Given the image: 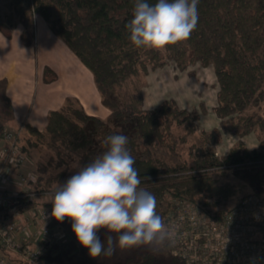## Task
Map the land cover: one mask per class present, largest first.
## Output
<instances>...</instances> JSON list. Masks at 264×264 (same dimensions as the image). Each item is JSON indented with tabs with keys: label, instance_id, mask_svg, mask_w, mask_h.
I'll return each instance as SVG.
<instances>
[{
	"label": "trees",
	"instance_id": "obj_1",
	"mask_svg": "<svg viewBox=\"0 0 264 264\" xmlns=\"http://www.w3.org/2000/svg\"><path fill=\"white\" fill-rule=\"evenodd\" d=\"M7 1L11 10L0 17V31L10 36L11 27L19 22L24 27L22 42L30 45L31 16L41 15L50 30L90 69L101 101L110 109L108 118L102 120L85 113L78 100L69 97L60 109L48 112L43 131L26 125L29 134L35 135L38 144L53 150L57 160L54 162L51 156L45 164L35 166L37 179L32 191L42 196L53 191L52 183L70 169L65 151L84 165L102 151L100 141L106 136L123 134L136 161L140 186L154 194L157 212L164 221L180 200L210 217L225 213L228 209L220 206L232 196L234 188L219 183L215 173L229 166L248 167L247 176L258 187V196L264 198V140L252 149L239 142L222 158L206 157L198 150L193 165H171L156 157L150 147L158 144L175 153L173 126L183 125L186 134L195 132L200 113L205 111L204 103L188 109L174 100H164L144 108L140 93H132L124 102L117 93L128 78L168 63L180 71L195 64L210 66L217 82L213 112L219 127L202 133L216 142L222 132L244 137L256 129L264 131V0H199V20L190 39L163 51L138 49L129 41L125 25L133 18L135 0ZM44 71L48 74L49 70ZM44 79H54V75ZM4 103L9 112V100L4 98ZM27 144L35 146L31 141ZM21 151L28 154L27 145H22ZM62 164L66 165L64 170L45 175L48 167ZM128 263L129 258L119 262ZM141 264H184V260L174 254L165 259L148 254Z\"/></svg>",
	"mask_w": 264,
	"mask_h": 264
},
{
	"label": "clouds",
	"instance_id": "obj_2",
	"mask_svg": "<svg viewBox=\"0 0 264 264\" xmlns=\"http://www.w3.org/2000/svg\"><path fill=\"white\" fill-rule=\"evenodd\" d=\"M199 0H135L133 18L125 25L131 44L140 49L166 50L190 39L196 29ZM128 137L112 134L102 149L50 193L51 217L72 221L78 243L92 258L111 257L117 249L147 247L158 254L176 244V233L157 212L154 194L141 187ZM109 235L106 243L98 233Z\"/></svg>",
	"mask_w": 264,
	"mask_h": 264
},
{
	"label": "rangeland",
	"instance_id": "obj_3",
	"mask_svg": "<svg viewBox=\"0 0 264 264\" xmlns=\"http://www.w3.org/2000/svg\"><path fill=\"white\" fill-rule=\"evenodd\" d=\"M7 0H0V17L4 18L6 14L10 13V8L7 5ZM217 87L215 75L210 66H201L199 64L189 66L184 72L177 70L173 63H168L166 66L156 71H151L149 74L139 73L138 75L128 78L121 87L117 89V93L121 101H128L132 93H140L146 100L153 98L151 106L158 103L161 99H173L180 107L194 106L199 101H204L206 110L200 113V118L197 121V130L193 133L186 134L183 125L173 126V136L176 138L175 153L168 151L161 145L154 144L150 147L154 155L167 163L174 164H188L193 165L195 159V152L198 150L206 157L222 158L226 155L229 148L236 145L239 141H243L248 147L256 148L260 140H264V131L256 129L247 136L241 138L235 133L222 132L219 136L220 141H213L208 136L204 135L201 130H210L217 126V119L212 110L215 104V89ZM147 91V92H146ZM160 97L157 99V97ZM148 98V99H147ZM160 99V100H159ZM159 100V101H158ZM9 115L7 107L0 102V131H10L3 125V120ZM3 127V128H2ZM2 128V129H1ZM13 133V132H12ZM17 133V144L21 147L27 145L28 155L32 159L29 162L23 163L19 170L23 173H28L35 170V166L45 164L54 156L53 150L49 149L44 144L39 143L35 135L29 134L28 130H20ZM185 133V134H184ZM184 138L183 140L181 139ZM27 141H31L35 146H28ZM4 141L0 140V149ZM37 143V144H36ZM64 159L70 166L67 174L54 181V186L57 182L63 183L67 177H70L73 172V165L77 161V156L68 151L64 152ZM66 165L62 164L57 168L48 167L45 175H56L61 170H64ZM248 167L246 166H229L216 170L215 176L219 183H229L233 186L234 192L232 196L222 202L220 207L230 209L237 202L246 196H258V187L250 181L247 176ZM50 194L44 196L41 201L43 204L50 203ZM218 207V208H220ZM169 213V212H167ZM167 215V214H166ZM165 215V222H166ZM72 221L65 218L63 222H57L54 218L52 221V228L59 230L64 234V241H55L48 244L45 251L42 253V260L49 264H119L126 258H129L128 264H141V261L146 255L150 254L157 258H169L173 254L172 250L166 249L158 254L149 251L147 247H133L121 251L119 249L111 257L100 256L92 258L88 254V249L82 247L72 231ZM102 242L106 243V238L109 235L105 230H100L98 233ZM22 247L15 251L6 249L0 243V257L5 260L6 264H28L24 258Z\"/></svg>",
	"mask_w": 264,
	"mask_h": 264
},
{
	"label": "built area",
	"instance_id": "obj_4",
	"mask_svg": "<svg viewBox=\"0 0 264 264\" xmlns=\"http://www.w3.org/2000/svg\"><path fill=\"white\" fill-rule=\"evenodd\" d=\"M0 149V243L11 251L22 247L28 264L42 260L48 244L64 241L52 228V205L32 191L35 170L23 173L20 166L32 159L21 151L17 133L2 131ZM176 233L174 255L184 264H264V198L246 196L225 213L210 217L193 204L180 200L166 215ZM0 264H6L0 257Z\"/></svg>",
	"mask_w": 264,
	"mask_h": 264
},
{
	"label": "crops",
	"instance_id": "obj_5",
	"mask_svg": "<svg viewBox=\"0 0 264 264\" xmlns=\"http://www.w3.org/2000/svg\"><path fill=\"white\" fill-rule=\"evenodd\" d=\"M31 25L33 41L30 45L22 42L21 33L24 27L19 22L11 27L10 36H5L0 31V102L4 104V98L10 102L9 115L3 120V125L13 133L25 131L26 125L43 131L48 112L60 109L69 97L76 98L88 115L106 120L110 109L102 103L90 69L50 30L41 15L33 14ZM46 68L49 70L48 74L44 71ZM52 75L54 79H44L45 76L49 78ZM216 91L217 87L214 93L215 104ZM144 95V108H152L164 100H173L159 99L158 103L151 106L149 103H153L155 96L149 101ZM201 102L204 103L201 100L197 105L183 107L190 109L197 107ZM218 127L217 122L216 127L201 131H211ZM219 141L220 139L217 143Z\"/></svg>",
	"mask_w": 264,
	"mask_h": 264
}]
</instances>
